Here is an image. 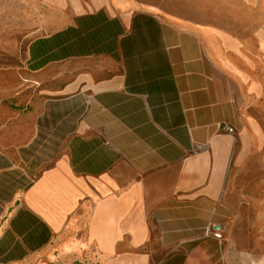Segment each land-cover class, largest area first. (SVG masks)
<instances>
[{
	"label": "crops",
	"instance_id": "obj_1",
	"mask_svg": "<svg viewBox=\"0 0 264 264\" xmlns=\"http://www.w3.org/2000/svg\"><path fill=\"white\" fill-rule=\"evenodd\" d=\"M46 2L0 99V264H264L226 198L264 154V37Z\"/></svg>",
	"mask_w": 264,
	"mask_h": 264
},
{
	"label": "rangeland",
	"instance_id": "obj_2",
	"mask_svg": "<svg viewBox=\"0 0 264 264\" xmlns=\"http://www.w3.org/2000/svg\"><path fill=\"white\" fill-rule=\"evenodd\" d=\"M104 1V0H99ZM151 9L188 24H213L239 36L264 37V0H108ZM58 9L46 0H0V99L12 98L24 81L29 41L58 25ZM264 65V58L262 62ZM226 196L234 206L236 237L264 245V154L234 174ZM250 229V230H249ZM244 232V233H243ZM257 239V242L255 240ZM249 240V241H250ZM259 241L262 243H259ZM253 244H256L255 246ZM261 244V245H260Z\"/></svg>",
	"mask_w": 264,
	"mask_h": 264
},
{
	"label": "built area",
	"instance_id": "obj_3",
	"mask_svg": "<svg viewBox=\"0 0 264 264\" xmlns=\"http://www.w3.org/2000/svg\"><path fill=\"white\" fill-rule=\"evenodd\" d=\"M226 130H227L228 132H233V127H231V126H227V127H226Z\"/></svg>",
	"mask_w": 264,
	"mask_h": 264
}]
</instances>
